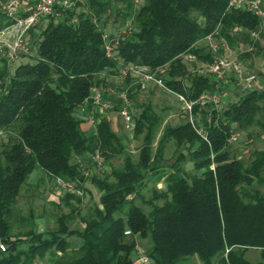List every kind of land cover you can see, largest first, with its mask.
<instances>
[{
    "label": "trees",
    "instance_id": "16d2710c",
    "mask_svg": "<svg viewBox=\"0 0 264 264\" xmlns=\"http://www.w3.org/2000/svg\"><path fill=\"white\" fill-rule=\"evenodd\" d=\"M9 1L0 0L2 27L12 24L3 12ZM62 1L57 16L27 32L33 62L12 73L7 65L0 67V243L5 245L0 264H36L47 256L53 264H132L139 240L149 242L150 264H185L194 258L200 264H264V149L252 151L247 164L228 149L233 126L264 131V89L242 91L221 110L194 105V116L202 115L196 125L207 142L187 121L164 126L153 148L162 118L151 103L141 104L134 116V137L141 141L136 160L107 119H98L94 136L83 128L78 110L93 86L107 85L101 76L117 73L119 64L157 70L166 88L189 101L222 90L228 81L217 87L210 77L188 72L185 57L210 62V51L197 44L207 36L230 48L240 39L255 48L248 35L258 30L256 18L229 10L230 0H139L137 10L132 1L124 13L111 0H82L64 11ZM122 15L131 20L132 30L120 39L112 59L103 35L108 21ZM125 82L131 86L129 78ZM131 90H126L129 98ZM112 111H118L117 101ZM170 142L175 151L167 160ZM97 151L109 171L88 178L99 197L86 216L67 201L76 196L70 192L65 197L69 213L57 218L55 230L11 234L8 217L36 169L89 193L77 159ZM115 159H121L119 166ZM188 162L192 173L185 171ZM162 178L166 190H153L146 200V182ZM137 200L150 209L144 211ZM77 215L84 226L70 229ZM71 237L79 244L68 253ZM249 250L258 251V261L245 257Z\"/></svg>",
    "mask_w": 264,
    "mask_h": 264
},
{
    "label": "rangeland",
    "instance_id": "374dc122",
    "mask_svg": "<svg viewBox=\"0 0 264 264\" xmlns=\"http://www.w3.org/2000/svg\"><path fill=\"white\" fill-rule=\"evenodd\" d=\"M132 7L134 10L138 9V4L134 3V0H111L112 4L114 5L115 9L119 12L126 11V6L132 3ZM3 18H0V29L4 28L3 25ZM125 17L119 16L115 20H109L108 25L106 27V33L115 34L120 30L122 26L126 23ZM48 22V19H42L36 25V31L39 30L40 27L44 26ZM6 39L11 41L12 33H6ZM248 40L255 43L256 48H252V45L247 44L242 39L234 46V48H230L228 45V50L223 51L220 48V53L224 54L230 58L236 57L242 66V70L246 74H253L257 77L256 82L254 83L253 87L261 89L264 86V58L260 53L258 46L264 47V35L263 32L258 33V36L255 38H251L250 34L248 35ZM223 41H218L221 43ZM30 49L31 55L24 56L20 55L18 59L10 66L9 68L10 73H12L13 69L22 64V63H31L33 62L32 55H33V47L31 44L27 43ZM198 46H204L208 51L209 47L206 45V42L203 41L198 44ZM220 47V44H219ZM242 54V55H241ZM241 55V56H240ZM186 68L188 72L194 73L204 69L209 62H201V61H193V62H185ZM1 66H6L5 64ZM0 66V67H1ZM106 79V86L102 85L106 89H113L117 91H125L128 88H131V105L129 108L130 115L134 120V116L139 113V106L141 104L151 103L153 106L154 111L162 118V125L159 128L158 132L156 133L153 148L156 147L157 141L162 134L163 127L166 125L176 126L179 124H183L188 121V115L183 109L182 105L176 98L174 94L168 93L166 90L154 87L150 85L148 88L145 89H138L136 88L137 81L133 78H129L130 84L133 86L126 85V79H122L118 76L117 73H113L112 75H102L101 78ZM224 85V84H223ZM221 86L218 83V87ZM225 87V86H224ZM235 87V86H234ZM237 87V86H236ZM233 90H217L212 93H217L220 95L222 103L218 109H222L228 103L234 102L238 99L241 95L242 91L237 87ZM263 89V88H262ZM229 96H226V94ZM233 93V94H232ZM232 94V95H231ZM133 102V104H132ZM209 111L210 106L205 108ZM104 113V112H103ZM102 112L98 114L101 116ZM108 114L113 113L116 115L115 112L109 111L106 112ZM117 119H111L110 123L111 127L114 132H116L121 139L123 140L127 150L131 154L134 160L137 159L138 150L140 146V138L136 139L134 137V130L127 131L124 128L122 119L116 115ZM195 120L202 118V115L198 113L194 116ZM234 133L238 135L237 142L228 146L229 151L234 154L238 159L242 160L245 164L248 163L249 156L252 151L254 150H263L264 149V131H262L258 126H252L248 129H238L237 127L233 126ZM1 138L0 140H3ZM175 151V146L173 142L167 144L165 150V159L169 160ZM233 156V155H232ZM81 161L82 166H80L81 170H84L89 175L87 176V182L84 184V187L88 189L89 193L85 192L82 187H77L81 192V196H75L74 199H69V201L74 207H76L80 215L86 216L92 204H98V197L99 194L95 187H93L90 182H88V178L91 175L103 176L104 174L108 173L109 169L102 163V168L98 167L91 163L89 158H82ZM80 162V160H77ZM121 159H115V164L120 165ZM80 164V163H79ZM106 169H105V167ZM185 171L187 173L193 172V166L190 162L184 165ZM83 171V174H84ZM39 179L42 180V183L38 181ZM153 190L157 191L158 193L164 192L166 190V181L162 178L160 180H149L146 182V186L142 190V194L144 198L147 200L152 196ZM70 192H63L56 187L55 180L47 177L43 171L40 169H36L29 177L27 184L23 185L20 196L18 197L17 203L12 209L11 214L8 217V221L11 225V234H22L31 230L39 231V232H48L53 231L56 229L57 224L56 220L60 215H65L69 213L70 207H68L65 203L66 194ZM72 194V193H70ZM63 198V199H62ZM76 198L80 199V203H77ZM136 203L143 208L144 211H148L150 208L146 205H143L142 202L139 200ZM161 204V202H158ZM41 224L43 227L41 228ZM70 229H81L83 228L84 224L80 217L77 215L73 221L68 224ZM41 228V229H40ZM71 244V251L76 250L79 240L76 237H71L69 240ZM137 247L141 248L143 251L149 248L148 240H139L137 242ZM245 257L251 261L255 262L259 260V254L256 250H249ZM48 258L51 259L50 256L45 257L42 261H36V264H48ZM185 264H200L196 258L193 260L185 263Z\"/></svg>",
    "mask_w": 264,
    "mask_h": 264
},
{
    "label": "built area",
    "instance_id": "2783aa9c",
    "mask_svg": "<svg viewBox=\"0 0 264 264\" xmlns=\"http://www.w3.org/2000/svg\"><path fill=\"white\" fill-rule=\"evenodd\" d=\"M82 0H63L61 2V10H67L73 8L76 2ZM59 0H10L3 7V12L9 20L12 21L10 26H6L0 29V66L5 64L7 66L12 65L20 55H31L30 49L26 42V35L30 28H33L42 19L58 15L56 11V5ZM137 5L139 0H134ZM229 10H241L249 12L258 22V30L250 33L251 38L258 36V33L264 31V0H230L228 2ZM132 30V22L128 20L122 29L116 32L114 35L110 33H104V50L106 56L109 58L114 57L115 47L118 46L120 39L126 36ZM6 33H12L11 41L6 39ZM205 41L208 45L211 60L209 64L197 73L200 75H206L217 82L222 84L227 81L235 83L241 91L254 90V83L257 77L253 74H246L242 70L240 61L236 57H228L220 53V48L223 51H227L228 47L224 42L218 43L212 36L200 40L197 44ZM220 42V41H219ZM220 44V47H219ZM188 62H193L195 57L188 55L185 57ZM117 74L120 78H133L137 81V85L141 89H145L150 85L166 90L168 93L174 94L183 109L188 115V122L192 129L204 140H207L205 131L196 125L194 119L193 106L198 105L201 108L212 106L217 109L221 106L222 100L219 94L212 92L202 93L196 101H189L185 96L175 94L165 87L164 82L157 76V70L152 71L148 66L136 65V64H119ZM218 87V85H217ZM115 101L118 103V116L122 119L124 128L127 131L134 130V120L130 115L129 108L131 105L130 98L127 91H115L113 89H106L101 86H93L90 90L89 96L78 107L80 118L83 120V124H86L89 130L95 136L97 134V115L99 113H106L112 111L115 106ZM97 114V115H96ZM238 135L234 133L232 128L228 144H234L237 142ZM84 157H79V165L82 166L81 161ZM77 159V160H78ZM92 164L102 168V159L99 152H95L90 156ZM213 169V165L211 167ZM84 171V170H82ZM89 174L84 171V176ZM56 187L63 192H72L76 196H81L82 192L77 188L76 184L71 181H66L61 178H55ZM125 235H130V231H125ZM0 251H5V245L0 243ZM132 264H150V260L141 248L136 247L135 256Z\"/></svg>",
    "mask_w": 264,
    "mask_h": 264
},
{
    "label": "crops",
    "instance_id": "0c3cea01",
    "mask_svg": "<svg viewBox=\"0 0 264 264\" xmlns=\"http://www.w3.org/2000/svg\"><path fill=\"white\" fill-rule=\"evenodd\" d=\"M263 35H264V31H263ZM256 48V47H255ZM258 49H259V51H260V53L262 54V56H263V58H264V47H260V46H258L257 47ZM132 84H134V83H131L130 85L131 86H133ZM236 87V85H235V83H233V82H230V81H228L227 82V85H225V87H223L222 88V90L224 89V91L225 90H227V88H228V91L229 90H233V89H235V87ZM259 86V85H258ZM258 86H256L255 88H254V90H262V88L264 89V86L263 87H261V89L260 88H258ZM148 88V87H147ZM237 88V87H236ZM233 94V93H232ZM231 94V95H232ZM226 96H229V94L227 93L226 94ZM132 104H133V102H132ZM114 112V111H113ZM116 113V115H117V112H115ZM115 114H113V113H110V114H108V113H103V114H101V116H99L98 117V119H101V118H105V119H107L109 122H110V118L111 119H117V116H116ZM110 125H111V123H110ZM83 126V128L85 129V130H87V129H89L88 127H87V125L86 124H83L82 125ZM38 181H40V183H42V180L41 179H39ZM61 192V191H60ZM65 193V192H64ZM63 199V198H62ZM43 227V224H41V228ZM40 228V229H41ZM35 232H39V231H35ZM79 244V243H78ZM51 257V256H50ZM48 264H53V258L51 257V259H49L48 258Z\"/></svg>",
    "mask_w": 264,
    "mask_h": 264
}]
</instances>
